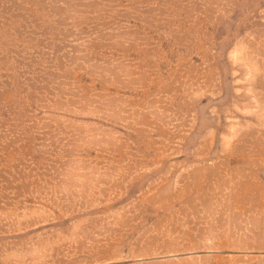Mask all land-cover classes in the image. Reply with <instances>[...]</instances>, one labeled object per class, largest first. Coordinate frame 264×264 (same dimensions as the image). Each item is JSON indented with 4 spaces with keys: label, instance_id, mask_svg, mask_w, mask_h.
<instances>
[{
    "label": "rangeland",
    "instance_id": "rangeland-1",
    "mask_svg": "<svg viewBox=\"0 0 264 264\" xmlns=\"http://www.w3.org/2000/svg\"><path fill=\"white\" fill-rule=\"evenodd\" d=\"M0 264H264V0H0Z\"/></svg>",
    "mask_w": 264,
    "mask_h": 264
}]
</instances>
